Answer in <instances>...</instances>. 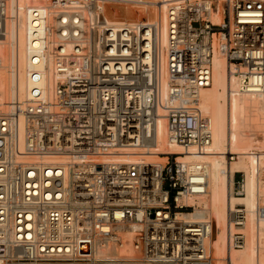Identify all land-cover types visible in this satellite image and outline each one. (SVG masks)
Wrapping results in <instances>:
<instances>
[{"label": "built area", "instance_id": "obj_1", "mask_svg": "<svg viewBox=\"0 0 264 264\" xmlns=\"http://www.w3.org/2000/svg\"><path fill=\"white\" fill-rule=\"evenodd\" d=\"M214 1H170L164 23L122 16L141 0L25 8L30 98L0 110V264H213L212 220L184 217L208 193V167L140 152L157 143L160 111L170 144L213 142L199 106L215 34L241 90L264 94V0H226L221 24ZM231 215L236 227L247 220L244 206Z\"/></svg>", "mask_w": 264, "mask_h": 264}, {"label": "bare ground", "instance_id": "obj_2", "mask_svg": "<svg viewBox=\"0 0 264 264\" xmlns=\"http://www.w3.org/2000/svg\"><path fill=\"white\" fill-rule=\"evenodd\" d=\"M3 1V0H0ZM43 0H7L6 15L0 17V110L11 104L24 105L30 98L32 83L28 76V32L25 8ZM174 0H141L140 4L120 7L122 16L133 17L138 10L144 16L162 18L167 4ZM218 11L214 24L223 22L226 0H215ZM19 6V9H16ZM213 78L209 88L200 93V109L211 121L213 142L203 152L168 141L167 118L160 111L157 143L146 145L140 153L148 161H166L160 154H175L180 163H204L208 167V193L193 204L196 212L184 215L194 221L211 219L214 227L211 249L213 264H264V219L256 212L264 206V94L243 92L230 64L219 49V35H214ZM46 92H53L50 77L42 82ZM166 87V85H165ZM261 136V141H258ZM233 158H230L232 157ZM237 173L244 184L236 194ZM246 208V222L236 227L231 212ZM240 232L245 243L232 247V236Z\"/></svg>", "mask_w": 264, "mask_h": 264}, {"label": "rangeland", "instance_id": "obj_3", "mask_svg": "<svg viewBox=\"0 0 264 264\" xmlns=\"http://www.w3.org/2000/svg\"><path fill=\"white\" fill-rule=\"evenodd\" d=\"M262 139H261V136H258V141H261ZM230 158H233V156L232 157H230ZM243 173L242 174H237L236 175V181L238 182V181H242V179H244V177H243Z\"/></svg>", "mask_w": 264, "mask_h": 264}]
</instances>
